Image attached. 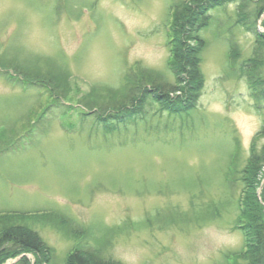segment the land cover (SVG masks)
<instances>
[{"label":"rangeland","instance_id":"obj_1","mask_svg":"<svg viewBox=\"0 0 264 264\" xmlns=\"http://www.w3.org/2000/svg\"><path fill=\"white\" fill-rule=\"evenodd\" d=\"M179 1L0 0V214L54 218L24 222L50 264L80 242L119 264H232L244 246L240 174L251 142L264 144V101L239 71L255 36L235 23L237 3L210 10L200 32L204 85L192 110L164 109L146 92L141 103L136 90L126 105L137 113L107 112L142 73L138 90L149 77L174 84L166 42ZM49 64L48 87L30 85ZM59 218L84 236L68 237Z\"/></svg>","mask_w":264,"mask_h":264},{"label":"trees","instance_id":"obj_2","mask_svg":"<svg viewBox=\"0 0 264 264\" xmlns=\"http://www.w3.org/2000/svg\"><path fill=\"white\" fill-rule=\"evenodd\" d=\"M234 2L237 3L235 23L252 32L255 36V47L252 56L241 63L239 71L241 76L245 77L252 96L264 101V33L257 31V21L264 13V0H182L172 7L168 25L169 39L167 47L169 59L167 65L173 76H175L174 84H167L160 80V77L155 76L158 78H148L149 87H143L144 89L138 90V85L143 81L142 75L144 77V73H142L137 82H132L131 80L130 82L132 83L126 92L119 94L120 98L114 100V102H117L114 103V110H107V112L120 110L123 111L124 115L137 113L139 108L136 109L133 108V105H126V103L130 104L135 99L134 92L136 90L140 92L138 100L141 103L144 97L143 93L146 92L159 103L163 102L162 106L164 109H174L178 104L181 105L183 111L193 109L204 85L200 63L201 52L205 42L200 32L209 25L210 10ZM260 25L264 28V18L263 20L261 18ZM229 55L232 61L233 58L238 56L235 45H230ZM48 68L44 71L37 70V73H41L43 76V81L30 80V84H38L44 89L47 88L51 82L49 79L52 75L53 65L49 64ZM23 74L20 75L25 79L27 76ZM133 83L134 85H132ZM178 90L180 94L171 100L168 92ZM106 93L111 92L106 91ZM164 93L165 96L162 95ZM92 95H94L96 102L98 99V107H104L105 98L99 96L96 98L95 92ZM51 97L56 98L54 95H51ZM85 107L91 109L93 106L85 104ZM257 138H264V126L256 135L255 139ZM254 141L250 147V156L240 174L243 191L239 199L238 227L244 236V249L234 253L236 258L232 264H264V207L255 194L257 177L264 166V144L259 149H256ZM262 191L261 199L264 202V187ZM10 214L15 213L0 214V264L10 257H16L25 252L35 255L37 264H50V249L39 235L27 227L25 223L28 224V222L35 220L54 223V218L42 220L40 215L36 214V218L28 216L29 218L22 220L18 219V217L9 218ZM56 215L60 214L56 213ZM63 218H59L60 220L55 222L59 230L64 231L63 227L70 228V233H67L68 237H71L74 232H80L84 236L83 230L73 229L72 225L69 226L68 223L63 224ZM70 224L74 225V223ZM79 244L67 253L63 259L64 264H119L111 258L103 257L100 250L91 249L88 245L85 246L84 242ZM239 259L241 262H238ZM15 264L30 263L23 256Z\"/></svg>","mask_w":264,"mask_h":264}]
</instances>
